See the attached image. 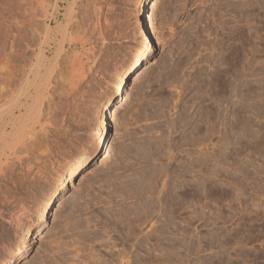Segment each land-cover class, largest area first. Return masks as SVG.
I'll return each mask as SVG.
<instances>
[{
  "label": "rangeland",
  "instance_id": "1",
  "mask_svg": "<svg viewBox=\"0 0 264 264\" xmlns=\"http://www.w3.org/2000/svg\"><path fill=\"white\" fill-rule=\"evenodd\" d=\"M151 1L0 0V42L28 31L0 84V264H264V0Z\"/></svg>",
  "mask_w": 264,
  "mask_h": 264
},
{
  "label": "bare ground",
  "instance_id": "2",
  "mask_svg": "<svg viewBox=\"0 0 264 264\" xmlns=\"http://www.w3.org/2000/svg\"><path fill=\"white\" fill-rule=\"evenodd\" d=\"M24 1V0H22ZM26 1V0H25ZM28 1V0H27ZM151 2L153 3V1L151 0H140V13H142V15H145L148 13V9L149 6L151 5ZM254 2V1H252ZM27 3V2H26ZM29 3H27L28 5ZM32 5V4H31ZM36 5V4H35ZM153 6V5H152ZM151 7V6H150ZM30 8V7H29ZM28 8V9H29ZM152 8V7H151ZM154 9V7L152 8V10ZM33 10V8H32ZM151 10V11H152ZM34 11V10H33ZM150 12V11H149ZM32 13V12H31ZM30 14V13H29ZM149 15V13H148ZM29 16V15H28ZM105 16V15H104ZM34 17V16H33ZM28 18V17H26ZM32 19V18H31ZM30 19V20H31ZM145 20V19H144ZM149 20V19H148ZM39 20H37L38 23ZM143 21V20H142ZM141 21V22H142ZM100 22V21H99ZM15 23V22H14ZM14 23L12 24L14 26V28H11V24L9 25L10 29H16V32L13 33L12 36H10V31H8V29H5L3 31L4 32V37L2 38V41L0 42V84L3 82H5V86L2 88H9L11 84L16 85L15 82L17 80V78H15L16 75H18V73H16V71H18V67L17 68V62H19L21 54H22V50L21 48H18L19 45H15L14 43L17 41H20L21 39H24L27 34L28 31H26V26L21 25L20 23H16L14 25ZM27 23V22H26ZM30 23V22H29ZM27 23V24H29ZM36 23V24H37ZM141 24V23H140ZM144 24V23H143ZM142 24V25H143ZM26 25V24H25ZM39 25H37L38 27ZM41 26V25H40ZM39 26V27H40ZM38 27V28H39ZM4 28V27H3ZM7 28V26H6ZM28 28V27H27ZM42 28V27H41ZM32 29V28H31ZM11 30V31H12ZM33 30V29H32ZM142 31V35L145 36L146 34V29L144 27V25L141 28ZM102 34V33H101ZM2 35V34H1ZM107 35V34H106ZM104 36V34L102 35ZM27 38V37H26ZM106 38V37H105ZM32 39V38H30ZM28 39V42L29 40ZM104 39V37H103ZM102 39V40H103ZM27 40V39H26ZM105 40V39H104ZM25 41V40H23ZM34 41V40H33ZM12 43V45H10L9 43ZM19 43V42H18ZM31 43V41L29 42V44ZM10 46H9V45ZM22 46V45H21ZM27 45H24V47ZM150 47L147 44L146 40H142V42L140 44H138L137 46H135L132 51H131V55L129 58V61L126 65V67L121 70L118 75L115 76V79L113 81V84L110 88V90L108 91L107 95H106V101H105V110H103L97 125L95 126L92 134L89 136V138L87 139V141L81 146L79 147L73 154L72 156L67 160L66 162V168H65V176L61 177L60 181L56 184V186L50 191L48 198L43 202V204L41 205L40 211L38 212V217L40 220L42 219H46L47 217V208L49 207V205H51L54 200L58 197V195L60 194V191L63 187V184L65 182V179L73 177L79 170L80 168L86 163V161L93 156L96 151L98 150L99 146H101L102 143V139H103V132L104 130L107 128V114L106 111L110 109V107H112L114 100L117 99V97L119 95H121L122 91H123V87L126 84V80L127 77H129V75L134 72L138 65L140 64V61L142 58H144L146 56V54L148 53ZM21 52V53H20ZM27 52V51H26ZM25 52V53H26ZM238 53V52H237ZM239 54V53H238ZM20 57V58H19ZM20 63V62H19ZM23 65V64H22ZM17 68V69H16ZM25 71V70H24ZM21 71V72H24ZM20 73V72H19ZM16 74V75H15ZM20 76V74H19ZM17 76V77H19ZM23 76V75H22ZM234 76V75H233ZM22 78V77H20ZM16 79V80H15ZM10 85L6 87V85H8L7 83ZM19 84V83H17ZM236 84V83H235ZM12 85V86H13ZM19 86V85H18ZM14 87V86H13ZM10 87V88H13ZM0 86V101L2 99H4L5 97H7L9 95V91L7 89H2ZM15 89V88H13ZM7 90V91H4ZM10 90V89H9ZM13 93V91H11ZM237 95V94H236ZM3 101V100H2ZM7 101V100H6ZM12 102V101H11ZM9 106V105H8ZM4 110V109H3ZM249 110V109H248ZM250 112V111H249ZM112 114V113H111ZM252 118V117H250ZM8 134V133H7ZM31 140V139H30ZM29 142V141H27ZM31 144V143H30ZM27 145V143H26ZM14 148V147H13ZM17 148V147H16ZM30 148V147H29ZM32 148V147H31ZM18 149V148H17ZM25 150V149H24ZM15 151L18 152V150L15 149ZM14 151V153H15ZM21 151V149H20ZM19 151V152H20ZM23 151V149H22ZM29 151V150H28ZM6 152V151H5ZM18 152V153H19ZM12 153V152H11ZM21 153V152H20ZM17 155V154H16ZM6 158V157H5ZM4 158V159H5ZM11 158V157H10ZM14 158V157H13ZM12 160V159H11ZM12 166V165H10ZM12 170L9 168L7 170H4V175L3 176H11V172ZM30 171V170H29ZM28 171V172H29ZM27 172V173H28ZM14 173V172H13ZM32 174V173H31ZM9 176V177H10ZM3 178V177H2ZM123 255V254H122ZM121 255V256H122ZM124 256V255H123ZM125 258V256H124ZM123 260V259H122ZM141 261V259H140Z\"/></svg>",
  "mask_w": 264,
  "mask_h": 264
}]
</instances>
